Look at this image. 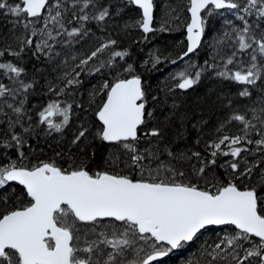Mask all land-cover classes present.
Wrapping results in <instances>:
<instances>
[{
    "label": "snow or ice",
    "instance_id": "1",
    "mask_svg": "<svg viewBox=\"0 0 264 264\" xmlns=\"http://www.w3.org/2000/svg\"><path fill=\"white\" fill-rule=\"evenodd\" d=\"M170 262L264 264V0H0V264Z\"/></svg>",
    "mask_w": 264,
    "mask_h": 264
},
{
    "label": "trees",
    "instance_id": "2",
    "mask_svg": "<svg viewBox=\"0 0 264 264\" xmlns=\"http://www.w3.org/2000/svg\"><path fill=\"white\" fill-rule=\"evenodd\" d=\"M180 35H181L180 32L164 33L161 35V37L157 39V41H154L153 43H163L165 40L173 41V40L179 39ZM188 251H191V249H189ZM181 255H184V253H181ZM172 259L174 260L175 257H173Z\"/></svg>",
    "mask_w": 264,
    "mask_h": 264
}]
</instances>
